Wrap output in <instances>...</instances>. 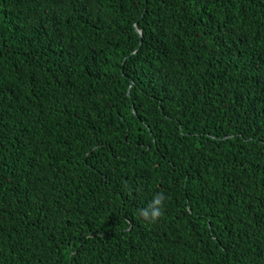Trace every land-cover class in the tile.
Masks as SVG:
<instances>
[{"label":"trees","instance_id":"16d2710c","mask_svg":"<svg viewBox=\"0 0 264 264\" xmlns=\"http://www.w3.org/2000/svg\"><path fill=\"white\" fill-rule=\"evenodd\" d=\"M0 264H264V0H0Z\"/></svg>","mask_w":264,"mask_h":264}]
</instances>
